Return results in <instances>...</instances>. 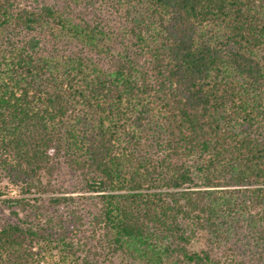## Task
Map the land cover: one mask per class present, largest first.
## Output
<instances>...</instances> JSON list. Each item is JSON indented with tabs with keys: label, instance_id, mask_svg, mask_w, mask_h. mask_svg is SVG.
Returning <instances> with one entry per match:
<instances>
[{
	"label": "trees",
	"instance_id": "obj_1",
	"mask_svg": "<svg viewBox=\"0 0 264 264\" xmlns=\"http://www.w3.org/2000/svg\"><path fill=\"white\" fill-rule=\"evenodd\" d=\"M60 1L0 0V264H264V0Z\"/></svg>",
	"mask_w": 264,
	"mask_h": 264
},
{
	"label": "rangeland",
	"instance_id": "obj_2",
	"mask_svg": "<svg viewBox=\"0 0 264 264\" xmlns=\"http://www.w3.org/2000/svg\"><path fill=\"white\" fill-rule=\"evenodd\" d=\"M51 3L54 4H59V5H63L64 3H62V1L60 0H49ZM98 14H100V16L104 19V20H109L111 21V18L109 16V14L107 13L106 9L104 8L103 5H98ZM57 184L61 185L63 188L69 190L70 192H73L75 190L76 186V182L75 179H73L67 172H63L57 179ZM16 195V191H12L11 195H9V197L11 196H15ZM7 210H2V216L5 217V215L7 214ZM200 245V244H199Z\"/></svg>",
	"mask_w": 264,
	"mask_h": 264
}]
</instances>
